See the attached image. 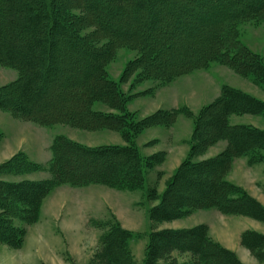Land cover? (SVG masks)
I'll list each match as a JSON object with an SVG mask.
<instances>
[{
	"label": "rangeland",
	"instance_id": "rangeland-1",
	"mask_svg": "<svg viewBox=\"0 0 264 264\" xmlns=\"http://www.w3.org/2000/svg\"><path fill=\"white\" fill-rule=\"evenodd\" d=\"M202 1L195 0L193 6L192 0H50L49 12L45 0H0V57L15 63L0 64V96L4 97L7 86L19 78L18 68L34 77L31 89H16L17 100H5L4 104H14L45 120L72 111L76 99L68 97V89L79 85L86 72H95L101 53L116 46L105 70L123 94L115 99L108 94L91 96L84 110L93 113L96 121L89 126L41 125L10 110H0V181L14 185L44 183L50 188L46 181L52 177L51 172L28 165L23 159L46 166L51 159L48 147L56 136L77 145L68 149L67 156L69 168L76 175L93 173L99 179L104 174L109 179L107 185L92 182L55 187L51 193L60 189L52 199L59 197L56 214L42 218L39 224L47 196L39 204L35 222L29 225L15 220L26 231L24 239L21 245L7 243L12 250L0 249V264H40L48 259L52 264H201L203 258L196 244L203 231L214 244L215 235L227 234L225 244L217 245L229 256L217 255L212 248L216 255L207 259V264H264V158L249 164V170L242 168L244 156L238 159L240 169L232 181L230 170L224 172L222 179L233 182L239 190L227 188L222 200L228 196L240 200L233 203L234 208H227L229 213H223L207 205L213 183L205 179L211 174L206 175L202 169L188 170L184 162L178 167L166 164L165 150L174 143L166 139L165 135H170L165 131L157 132V126L165 129L175 124L178 136L174 137L184 139L191 131L192 120L183 115L195 112L193 139L197 135L200 142H193L198 148L193 146L190 161L210 147L215 146L211 153L216 154L226 144L215 159L225 157L230 141L222 131L218 138L210 137L204 126L211 110L202 114L221 96L224 86L245 95L239 101L247 111L232 115L230 124H250L264 131V73L251 56L249 65L254 67L249 75L256 81L228 65L212 62L160 85V76L151 68L171 67L169 63L188 58L193 50L204 47L214 19L202 25L205 21L193 18L205 10L201 9ZM35 2L38 6L33 10ZM114 30L132 33L134 45L118 46L108 37ZM238 40L249 52L262 56L264 63V21L239 24ZM155 53L161 57L158 62L153 60ZM11 65L17 69L8 67ZM116 90L114 87L113 93ZM179 109L182 111H175ZM122 113L127 114L125 119H114ZM104 116H108L105 122ZM38 133L47 137L45 146L44 141L39 146L33 142ZM11 162L15 165L9 169ZM184 169L185 177L178 178L180 174L176 173ZM3 215L0 208V218ZM4 224L0 220V240L6 233ZM237 234L239 237H235ZM128 238L130 242L125 243ZM206 246L212 247L209 243Z\"/></svg>",
	"mask_w": 264,
	"mask_h": 264
},
{
	"label": "trees",
	"instance_id": "trees-1",
	"mask_svg": "<svg viewBox=\"0 0 264 264\" xmlns=\"http://www.w3.org/2000/svg\"><path fill=\"white\" fill-rule=\"evenodd\" d=\"M45 1L46 2L44 3V6L46 10L51 12L50 0ZM194 2L195 0H192L190 3L195 6ZM202 2V5L200 3V6H202L201 9L206 7L205 10H201L198 17L194 15L193 18H198L199 20L205 21L204 23H200L202 25L207 24V20L212 18L214 19V22L212 23L214 28L211 32H209V34L212 33L210 39L207 40L203 48L199 50H193L194 52L190 53L188 58H178L175 62L172 61V64L169 63L171 67L167 68V65H164V67L161 65L158 67V70L155 67H151L157 71H154L156 75L160 76V85L166 84L168 80L174 78L177 75H183L197 69L206 68L212 62L218 65H228L236 73L243 76L245 75L246 77L251 76L252 81H256L254 75H249V69L254 67L252 64L249 65V56L255 59L257 67H260V72L264 73V63L262 62L263 58L259 54L251 51L249 52L248 48L242 46V43L238 40V26L239 24L248 21H264V0H203ZM37 6L38 4L35 2L32 9L34 10ZM49 16L52 17V13H50ZM117 31L118 30L109 31L110 35H108V37L116 40V43L119 44L118 46H126L127 44L134 45L132 41L136 40L134 37H132V33H127L125 30L121 32ZM137 42L139 43L141 41ZM115 48H117V46L109 47L104 52H102V59H97L98 66L96 71L90 73L86 72L83 76L84 79L81 81V83H79V85L68 89L67 92H70V96L68 97H74L76 99V108H74L72 111L55 114L56 116H52L51 118L45 120L41 119L39 115L30 114L27 110L15 106L14 104H4L3 102H5V100L6 102H15L17 100L14 97L17 94L15 92L16 89H18V91H27V89L29 90L33 86V75L31 77L28 74L29 72L26 74L13 65L8 67H15L17 70H19L20 76L16 81L11 82L10 85L7 86V94H4V97L0 96L2 97V99L0 98V104H4L0 105V110H10L13 114H16V116L27 120L30 119L35 123L47 126H51L56 123H62L76 127L77 125H94L95 123H92L96 121L94 120V114L85 112L84 110V108H86L89 104L90 99H93L91 96H107L108 94L114 99L115 96H119V98H122L123 96L121 91L118 89L119 84L106 76L105 63H108L112 59L114 56L113 54L116 51ZM159 56V54L155 53L153 60L158 62V60L161 58ZM6 63L15 64L0 57V64H4L5 66ZM114 87L117 88L116 93H113L112 91ZM243 96L245 95L239 93L238 90L224 86L221 96L217 99V101L213 105L206 107L202 113L204 114L207 110H211L209 112V115L211 114L210 120L205 123V126L203 125L204 130L210 134V137L218 135V138L220 135H222V131L223 134L226 135L225 137H227V139L230 141L231 145L226 156L222 157L220 155L218 158L207 162L206 164H197L190 161V159L184 163V166H187L188 170L202 169L206 175L209 173L211 174V176H208V179L204 178L206 181L213 183L210 190L213 192V194L210 195L211 199L207 201V205L216 206L223 213H229L230 211H228L227 208H234L236 204L233 203L240 200L235 196H228L225 198V200H222L227 188H230L233 191L239 190L234 185L222 179L231 158L244 156L248 158L249 164L261 162L264 158L262 153V148L264 149V131H259L255 128H251L250 126L230 124V117L232 115H241L242 111H247L246 108L245 110L242 109V106H244L242 104V100L241 102L239 101ZM180 110L182 111V109L175 111L177 112ZM58 115H60V117H57ZM126 117L127 114L122 113L119 116H115L114 119H118L120 121V119H125ZM107 119L108 116H104L103 121L105 122ZM127 123L129 124V121H127ZM246 134H249V137H247ZM245 138L249 139V141L244 140ZM198 142H200V139L196 135L195 143L197 144ZM74 145L75 144L72 143L71 140H67L63 136H56L53 139L50 148L51 159L46 166L27 161L26 158L23 159L26 161L25 163H28V165H32L37 168L40 167L45 171L51 172L52 177L46 181L51 184L50 188L44 187V183L14 185L0 181V208H2L3 213L5 214L1 217L3 219L0 218V220L5 222L3 227L6 228V233L3 232L1 234L3 240H0V243H10V246H16L15 242H17L19 245L22 244L26 231L24 228H19L14 223L15 220L24 221L28 224L35 222L38 218L39 204L51 193L53 189H55V187H58L62 184H67L69 186H84L85 184L92 182H105L106 185L109 183V179L106 177L107 175H100L99 179H97L98 176L93 175V173L83 177L82 175H76L73 169L69 168V158L67 156L70 152L68 149ZM195 148L197 149L198 145H195L194 149ZM13 165H15V162H11L9 164V169H11ZM206 165L212 166V170L209 168L203 169V166ZM102 170L104 172L107 171L105 168ZM185 171L186 169H184L181 173H176L178 175L180 174L178 178H180L182 175L184 178ZM4 172L9 174V170H4ZM92 176L96 177V180ZM7 229H9L11 232H7ZM126 242H130L129 238L125 240V243ZM205 243H209V245L212 247H205ZM196 247L198 250L197 252L201 254L203 258V261L201 260V264H207V259L214 258L213 256L216 254L224 255V258L229 256V252L224 251L217 244L212 243L204 231L202 232L201 239L196 244ZM212 248L217 251L216 254L210 251ZM229 264H231V262Z\"/></svg>",
	"mask_w": 264,
	"mask_h": 264
},
{
	"label": "crops",
	"instance_id": "crops-1",
	"mask_svg": "<svg viewBox=\"0 0 264 264\" xmlns=\"http://www.w3.org/2000/svg\"><path fill=\"white\" fill-rule=\"evenodd\" d=\"M211 98V99H210ZM209 100H212V97H210ZM211 102V101H210ZM209 103V102H208ZM204 104V103H203ZM167 109V108H166ZM173 109V108H172ZM175 109V108H174ZM197 110H200V109H197ZM190 113L193 115V116H190ZM189 114H186V115H183L189 119L192 120V127H191V131L188 133L187 136H185L184 139H180V140H176V138L174 136H178V133H177V130H175L174 128V125L168 127V126H164L165 129L163 128V126H157V132L159 133L160 131H165L164 134H168L170 135L169 137L165 135L166 139L167 140H172L174 145H172L171 147H169L166 151L167 153V160H166V164L168 165H171V166H179L181 165L183 162L185 163L187 160L186 158L188 159H192V154H191V151L193 150V142L195 143V139H193V134H195L196 130H195V122L194 120H196V113L195 112H190ZM198 114V113H197ZM177 122V121H176ZM230 122L232 123V120L230 119ZM239 125V124H237ZM241 125V124H240ZM249 126H252L249 124ZM41 128V127H40ZM20 135H23L24 133L21 132L19 133ZM36 135V134H35ZM45 134H42V133H38L35 138H33V142L39 146L42 145V141H44V146L46 145L47 143V140L46 138L47 137H44ZM222 140V139H221ZM52 142H53V139L52 141L50 142V146L48 147L50 149L51 145H52ZM196 144V143H195ZM220 145V144H219ZM226 146V144H225ZM224 146V147H225ZM41 147V146H40ZM223 146L221 147V149L216 153V154H212L211 153V150L214 147H210L208 148L206 151H204V153H201L199 156L197 155V157H194L195 160H193V162L197 163V164H202V163H207V162H210L212 160L215 159L216 155L219 154L220 152L223 151ZM47 148V147H46ZM188 156V157H187ZM192 157V158H191ZM246 159L243 160V163H242V168L243 170H249V163H248V158L247 157H244ZM238 159H242L241 157H234V158H231V160L229 161V164H228V167H227V170L229 169L230 172V179L232 181V179H234L236 176H235V172H238L239 171V164L237 162ZM186 160V161H185ZM34 162L33 163H37L38 161L36 160H33ZM50 161V160H49ZM245 162V163H244ZM38 164L40 165H44L43 163H39ZM248 164V166L246 167V165ZM230 167V168H229ZM176 169V168H175ZM242 171V170H241ZM247 172V171H246ZM242 173V172H241ZM236 179V178H235ZM230 181V180H228ZM230 181V184H233V182ZM234 185V184H233ZM60 190V189H58ZM58 190L57 191H54L53 193L49 194L48 197L43 201V207H42V210H41V219H40V225L41 224V220L42 218L44 219V217L47 219L48 217H51L53 216L54 214H56V210L58 211V205H59V197H57V199L55 201L52 202V199L55 195H58L56 193H58ZM249 190V189H248ZM60 193V192H59ZM40 211V210H39ZM221 218V217H220ZM223 221V220H222ZM30 225V224H29ZM52 229V227H51ZM28 230H30V227L28 228ZM237 233V232H236ZM30 234V231L27 233V238ZM227 234H219V235H215L213 237V239L216 241L215 243L216 244H220V245H224L225 242H224V237L226 236ZM235 237H239V235L237 234ZM27 238L23 244V247L25 246V243H27ZM44 241V240H43ZM37 242H40L39 240ZM4 247L6 248H9L6 246L5 243H0V249H5ZM23 247L20 248V250L23 249ZM11 249V248H9ZM12 250V249H11ZM18 250V251H20ZM40 264H52V261L50 259L46 260V261H40ZM53 264H56L55 261H53Z\"/></svg>",
	"mask_w": 264,
	"mask_h": 264
}]
</instances>
